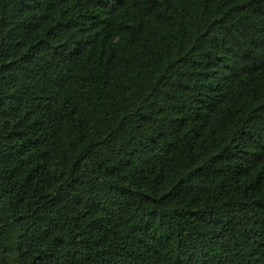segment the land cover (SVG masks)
Returning a JSON list of instances; mask_svg holds the SVG:
<instances>
[{"label":"trees","instance_id":"16d2710c","mask_svg":"<svg viewBox=\"0 0 264 264\" xmlns=\"http://www.w3.org/2000/svg\"><path fill=\"white\" fill-rule=\"evenodd\" d=\"M0 264H264V0H0Z\"/></svg>","mask_w":264,"mask_h":264}]
</instances>
